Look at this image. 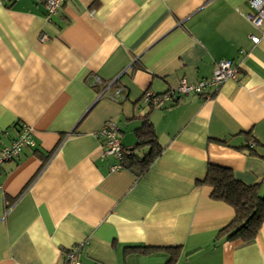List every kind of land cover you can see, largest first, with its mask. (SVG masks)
<instances>
[{
  "label": "crops",
  "instance_id": "1",
  "mask_svg": "<svg viewBox=\"0 0 264 264\" xmlns=\"http://www.w3.org/2000/svg\"><path fill=\"white\" fill-rule=\"evenodd\" d=\"M249 11L248 0H66L46 20L42 0H0V147L22 125L35 141L0 168V264H64L80 241L82 264H264V221L248 241L218 236L234 210L201 183L212 164L264 193V36L251 42ZM224 59L238 73L211 97L143 101ZM95 76L121 97L101 95ZM107 121L139 158L149 146L135 148L136 131L151 125L160 153L142 175L104 154Z\"/></svg>",
  "mask_w": 264,
  "mask_h": 264
},
{
  "label": "built area",
  "instance_id": "2",
  "mask_svg": "<svg viewBox=\"0 0 264 264\" xmlns=\"http://www.w3.org/2000/svg\"><path fill=\"white\" fill-rule=\"evenodd\" d=\"M15 1L16 0H9V2ZM65 1L66 0H42L45 9V19L50 20ZM248 5L250 11L246 14V19L258 32L257 35L250 36V40L253 44H257L264 36V0H248ZM45 38L46 37L43 36L40 40H44ZM237 73V66L231 60H220L216 63L211 77L200 79L193 83H189L185 79H182L174 89L163 94H154L150 91H146L142 99L153 108H160L165 102L176 99V97L179 96H186L190 93L208 98L218 91L224 83L235 79ZM92 85L100 86V94L106 95L113 100L117 101L122 95L121 88L110 93L109 85L102 84L100 78L97 76L94 77ZM118 132L119 128L117 125L111 121H107L104 127L98 132V136L104 138L105 155H112L117 159H122L124 155L132 153V149L121 145ZM34 146L35 141L32 128L22 125L18 137L12 140L10 144L0 147V168L5 162L17 160L23 149L33 148ZM250 146H253V143H251ZM117 167H119V165L113 166L112 169ZM84 244L85 241H80L68 249L65 253L64 264H82L79 256Z\"/></svg>",
  "mask_w": 264,
  "mask_h": 264
},
{
  "label": "trees",
  "instance_id": "3",
  "mask_svg": "<svg viewBox=\"0 0 264 264\" xmlns=\"http://www.w3.org/2000/svg\"><path fill=\"white\" fill-rule=\"evenodd\" d=\"M137 143L135 148L149 146L148 152L139 158L132 153L124 155L123 166L133 168L140 176L151 165L155 157L160 153L154 131L148 123H144L136 131ZM211 187V196L230 205L234 210L233 220L218 232V236L225 240H251L258 233L264 221V193L260 191L258 184L248 185L235 177L233 172L225 167L208 166L204 179ZM135 247H128L131 250Z\"/></svg>",
  "mask_w": 264,
  "mask_h": 264
},
{
  "label": "rangeland",
  "instance_id": "4",
  "mask_svg": "<svg viewBox=\"0 0 264 264\" xmlns=\"http://www.w3.org/2000/svg\"><path fill=\"white\" fill-rule=\"evenodd\" d=\"M146 262H144V261H141V262H134V264H145ZM151 264H162L163 263V261H162V258H161V256H153V258H152V260H151V262H150Z\"/></svg>",
  "mask_w": 264,
  "mask_h": 264
}]
</instances>
